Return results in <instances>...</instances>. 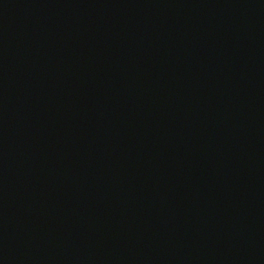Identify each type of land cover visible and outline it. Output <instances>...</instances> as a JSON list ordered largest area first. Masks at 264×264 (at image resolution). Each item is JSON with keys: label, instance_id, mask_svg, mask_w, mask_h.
<instances>
[{"label": "water", "instance_id": "obj_1", "mask_svg": "<svg viewBox=\"0 0 264 264\" xmlns=\"http://www.w3.org/2000/svg\"><path fill=\"white\" fill-rule=\"evenodd\" d=\"M0 264H264V0H0Z\"/></svg>", "mask_w": 264, "mask_h": 264}]
</instances>
